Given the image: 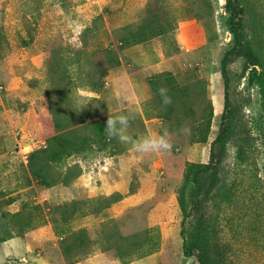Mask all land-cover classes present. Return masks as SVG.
Listing matches in <instances>:
<instances>
[{
    "label": "rangeland",
    "instance_id": "obj_1",
    "mask_svg": "<svg viewBox=\"0 0 264 264\" xmlns=\"http://www.w3.org/2000/svg\"><path fill=\"white\" fill-rule=\"evenodd\" d=\"M240 1L264 69V0ZM121 40L144 42L118 52ZM141 45L162 52L161 69L126 55ZM234 45L226 0H0V264H199L183 252L178 195L190 164L210 161ZM242 74L231 65L233 126L249 144L242 155L227 146L235 194L219 232L231 264H264V136L253 128L264 109ZM118 113L132 137L165 132L173 147L137 153L106 133L103 144L97 124ZM121 166L130 193L144 184L147 197L124 210L122 194L102 191Z\"/></svg>",
    "mask_w": 264,
    "mask_h": 264
},
{
    "label": "trees",
    "instance_id": "obj_2",
    "mask_svg": "<svg viewBox=\"0 0 264 264\" xmlns=\"http://www.w3.org/2000/svg\"><path fill=\"white\" fill-rule=\"evenodd\" d=\"M226 10L231 18L235 45L225 54L221 62L224 111L219 134L211 143L209 163L190 164L178 195L183 212L181 222L183 252L187 257H195L199 264H231V251L229 245L222 241L219 228H223L222 220H225L223 215L235 194L233 176L236 171L235 169L225 170L223 163L228 156V144L232 143L236 153L240 155L249 144L247 136L242 133L241 125L233 126L237 109L232 99L230 67L235 62L243 63L242 78H245L249 72L246 86L249 90L257 89L259 103L264 109V69L260 56L251 46L245 32V9L240 0H226ZM136 38H138L136 35L133 36V39ZM121 42L123 43L118 47V52L130 45L142 43L144 40H121ZM107 55L111 65L121 64L115 51L108 50ZM256 114L253 118V128L264 136V110H259ZM97 126L96 137L100 142L103 140V144H107L109 139L105 135L104 125L98 123ZM114 196L111 195L108 199Z\"/></svg>",
    "mask_w": 264,
    "mask_h": 264
},
{
    "label": "crops",
    "instance_id": "obj_3",
    "mask_svg": "<svg viewBox=\"0 0 264 264\" xmlns=\"http://www.w3.org/2000/svg\"><path fill=\"white\" fill-rule=\"evenodd\" d=\"M157 48H151L149 45L137 46L136 49L126 50V55L135 59L141 65H149L154 69H161V61L163 60L162 52H158ZM122 167V166H121ZM120 167L118 171L119 181L114 176H107L104 178L102 191L106 196L120 193L123 198L119 201V207L121 210L127 209L139 205L140 203L147 200L145 194L146 186L143 184L136 192L130 193V177L131 174L128 172L127 166L124 168ZM107 181V183H106Z\"/></svg>",
    "mask_w": 264,
    "mask_h": 264
},
{
    "label": "clouds",
    "instance_id": "obj_4",
    "mask_svg": "<svg viewBox=\"0 0 264 264\" xmlns=\"http://www.w3.org/2000/svg\"><path fill=\"white\" fill-rule=\"evenodd\" d=\"M163 104L171 103V97L168 94L166 86L157 89ZM129 117L127 114H115L108 116L105 126V132L108 136L117 138L121 143L128 144L131 148L142 154L167 153L173 147L167 133H151L132 137L128 134Z\"/></svg>",
    "mask_w": 264,
    "mask_h": 264
}]
</instances>
